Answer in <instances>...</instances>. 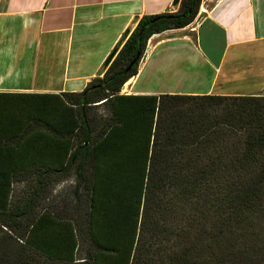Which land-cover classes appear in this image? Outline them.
<instances>
[{
	"label": "trees",
	"instance_id": "16d2710c",
	"mask_svg": "<svg viewBox=\"0 0 264 264\" xmlns=\"http://www.w3.org/2000/svg\"><path fill=\"white\" fill-rule=\"evenodd\" d=\"M201 3L139 18L81 92H0V264L264 259L245 225L264 219V94H121L148 41L191 25ZM71 176L80 206L46 207Z\"/></svg>",
	"mask_w": 264,
	"mask_h": 264
},
{
	"label": "crops",
	"instance_id": "0c3cea01",
	"mask_svg": "<svg viewBox=\"0 0 264 264\" xmlns=\"http://www.w3.org/2000/svg\"><path fill=\"white\" fill-rule=\"evenodd\" d=\"M174 1L0 0V92L83 91L139 18ZM127 83L123 95L264 94V0H202L197 23L148 41Z\"/></svg>",
	"mask_w": 264,
	"mask_h": 264
},
{
	"label": "rangeland",
	"instance_id": "374dc122",
	"mask_svg": "<svg viewBox=\"0 0 264 264\" xmlns=\"http://www.w3.org/2000/svg\"><path fill=\"white\" fill-rule=\"evenodd\" d=\"M200 8H201V6H200ZM199 11H200V9H199ZM198 15H199V13H198ZM196 19H197V17H196ZM75 186H76V180H75V177H72V176L61 181V182H59V183H57L54 186V188L52 189V191L50 190V192H49L50 194H49L48 198L43 202V204L46 207H49L50 209H51V206H55V207L57 206V208L59 210H62V209L64 210L67 207H74L76 205L80 206V204H77L76 202H74V200L76 198L74 195ZM247 216H248V218H247V221L245 222V225L247 226V229L251 235L250 236L251 240L256 239L255 235L253 234L256 232L258 234L261 233V234H259L261 239H262V237L264 238V219L258 221L259 218H257V215H255V216L247 215ZM253 223H257V226H255V227L252 226ZM79 254L80 255L84 254L81 251V249L79 251ZM255 264H264V259L262 261H258V263H255Z\"/></svg>",
	"mask_w": 264,
	"mask_h": 264
},
{
	"label": "water",
	"instance_id": "95a60500",
	"mask_svg": "<svg viewBox=\"0 0 264 264\" xmlns=\"http://www.w3.org/2000/svg\"><path fill=\"white\" fill-rule=\"evenodd\" d=\"M178 4H179V0H175L174 3H173V5H174L175 7L178 6Z\"/></svg>",
	"mask_w": 264,
	"mask_h": 264
},
{
	"label": "built area",
	"instance_id": "2783aa9c",
	"mask_svg": "<svg viewBox=\"0 0 264 264\" xmlns=\"http://www.w3.org/2000/svg\"><path fill=\"white\" fill-rule=\"evenodd\" d=\"M194 22H195V23H197V19H196ZM191 30H193V31H194V30H195V27H192V29H191Z\"/></svg>",
	"mask_w": 264,
	"mask_h": 264
},
{
	"label": "bare ground",
	"instance_id": "6f19581e",
	"mask_svg": "<svg viewBox=\"0 0 264 264\" xmlns=\"http://www.w3.org/2000/svg\"><path fill=\"white\" fill-rule=\"evenodd\" d=\"M126 85H128V83H126Z\"/></svg>",
	"mask_w": 264,
	"mask_h": 264
}]
</instances>
